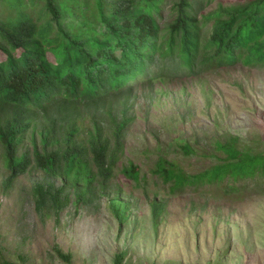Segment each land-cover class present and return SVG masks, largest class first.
<instances>
[{"label":"trees","instance_id":"obj_1","mask_svg":"<svg viewBox=\"0 0 264 264\" xmlns=\"http://www.w3.org/2000/svg\"><path fill=\"white\" fill-rule=\"evenodd\" d=\"M165 1L0 0L6 13H0L4 188L35 169L45 179L34 188L37 208H61L64 188L76 202H90L96 184L104 187L113 176L123 151L133 87L164 76L194 77L237 62L264 68V0L218 2L207 11L204 6L211 0H173L164 17ZM26 133L33 146L20 150ZM237 142L235 136L216 140L226 163L198 176L184 175L162 156L154 171L172 181L171 187L193 183L199 176L208 180L224 170L241 178L264 173V154L239 148ZM177 145L185 154L193 151L188 141ZM120 171L139 177L130 160ZM56 179L62 183L58 188ZM109 203L120 233L129 202L115 194ZM151 209L157 219L162 205L153 201ZM53 249L70 262L69 253L57 245ZM122 259L117 252L113 264ZM0 264L15 263L3 259Z\"/></svg>","mask_w":264,"mask_h":264},{"label":"rangeland","instance_id":"obj_2","mask_svg":"<svg viewBox=\"0 0 264 264\" xmlns=\"http://www.w3.org/2000/svg\"><path fill=\"white\" fill-rule=\"evenodd\" d=\"M171 1L162 4L164 17ZM237 1L211 0L203 11L218 2ZM48 57L54 60L50 53ZM129 106L131 121L114 174L104 187L96 184L90 202H76L64 188L61 208H37L34 188L45 179L35 169L4 188L7 171L0 144V260L113 264L121 252V264H264V173L241 178L224 170L208 180L199 176L193 183L171 187L172 181L154 171L158 156L186 176L224 164V153L214 142L229 136L238 137L239 148L264 154V68L237 62L194 77L139 83ZM31 141L26 133L19 149H31ZM183 141L192 145L191 153L178 147ZM129 160L138 167L137 180L120 171ZM61 184L55 180V187ZM115 194L129 202L120 233L109 203ZM153 201L162 205L157 219ZM56 245L70 254L69 263L56 255Z\"/></svg>","mask_w":264,"mask_h":264}]
</instances>
